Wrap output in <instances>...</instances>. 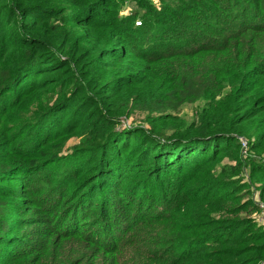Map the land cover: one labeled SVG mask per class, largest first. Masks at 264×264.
Instances as JSON below:
<instances>
[{
  "label": "trees",
  "instance_id": "1",
  "mask_svg": "<svg viewBox=\"0 0 264 264\" xmlns=\"http://www.w3.org/2000/svg\"><path fill=\"white\" fill-rule=\"evenodd\" d=\"M263 152L264 0H0V264H264Z\"/></svg>",
  "mask_w": 264,
  "mask_h": 264
},
{
  "label": "rangeland",
  "instance_id": "2",
  "mask_svg": "<svg viewBox=\"0 0 264 264\" xmlns=\"http://www.w3.org/2000/svg\"><path fill=\"white\" fill-rule=\"evenodd\" d=\"M131 10H133V4L131 2L127 3L126 6L123 8V11H122V14L124 15H127L131 12ZM138 21V20H137ZM196 108H198V106L195 107V105H190V106H187V107H184L181 111V114L182 115H186L188 117H192L194 115V111L196 110ZM78 142V138H72L67 146L70 147L72 145H74L75 143ZM261 158H264V152L261 154L260 156ZM249 174H250V170H248L246 173H245V177H244V180L246 181H249ZM253 198L255 200V202L257 203V205L259 206V204L262 202L264 203V201L260 198V195H259V191L254 189L253 188ZM250 214V212L248 213ZM254 217H255V220L258 224H262L264 225V220L262 218V214H261V209H260V206H259V210L258 212L254 213ZM251 215V214H250Z\"/></svg>",
  "mask_w": 264,
  "mask_h": 264
},
{
  "label": "built area",
  "instance_id": "3",
  "mask_svg": "<svg viewBox=\"0 0 264 264\" xmlns=\"http://www.w3.org/2000/svg\"><path fill=\"white\" fill-rule=\"evenodd\" d=\"M137 23H140V22H137ZM241 143H242L243 154H247L248 153V141L244 138H241ZM259 206L261 209L262 218L264 220V203L261 202Z\"/></svg>",
  "mask_w": 264,
  "mask_h": 264
}]
</instances>
